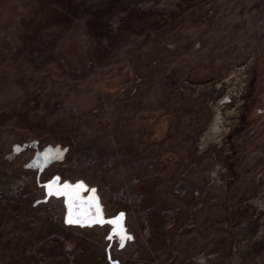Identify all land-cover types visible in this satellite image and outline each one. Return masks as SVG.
<instances>
[{
    "label": "rangeland",
    "instance_id": "1",
    "mask_svg": "<svg viewBox=\"0 0 264 264\" xmlns=\"http://www.w3.org/2000/svg\"><path fill=\"white\" fill-rule=\"evenodd\" d=\"M0 264H264V0H0Z\"/></svg>",
    "mask_w": 264,
    "mask_h": 264
},
{
    "label": "snow or ice",
    "instance_id": "2",
    "mask_svg": "<svg viewBox=\"0 0 264 264\" xmlns=\"http://www.w3.org/2000/svg\"><path fill=\"white\" fill-rule=\"evenodd\" d=\"M47 188L49 189V193L51 194L52 185H48ZM118 222H119V218L117 219V221H113L112 223L113 224H118ZM69 223H72V221L69 220ZM114 235H119V233L118 232H114ZM109 239H111V237H109Z\"/></svg>",
    "mask_w": 264,
    "mask_h": 264
},
{
    "label": "bare ground",
    "instance_id": "3",
    "mask_svg": "<svg viewBox=\"0 0 264 264\" xmlns=\"http://www.w3.org/2000/svg\"><path fill=\"white\" fill-rule=\"evenodd\" d=\"M219 120V119H218ZM214 121H217L216 119L214 120ZM218 122V121H217ZM213 124H215L214 122H213ZM213 124H212V126H213ZM216 126V124L214 125V127ZM212 129V128H211ZM218 129H216V131H217ZM219 133V132H218ZM214 134H217V133H214Z\"/></svg>",
    "mask_w": 264,
    "mask_h": 264
}]
</instances>
